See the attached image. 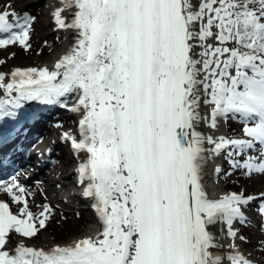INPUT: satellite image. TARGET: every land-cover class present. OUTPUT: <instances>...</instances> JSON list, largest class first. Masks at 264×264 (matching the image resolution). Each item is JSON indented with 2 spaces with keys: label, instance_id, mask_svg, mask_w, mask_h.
Wrapping results in <instances>:
<instances>
[{
  "label": "bare ground",
  "instance_id": "bare-ground-1",
  "mask_svg": "<svg viewBox=\"0 0 264 264\" xmlns=\"http://www.w3.org/2000/svg\"><path fill=\"white\" fill-rule=\"evenodd\" d=\"M51 1H56L57 7L53 10L47 5ZM165 1L159 0L160 4L157 6V12L161 13L162 30L165 24ZM173 3L175 34L179 37L182 56L183 96L190 146L191 201L201 226L200 244L205 248L207 264H234L229 257L235 256L234 250L240 253V249L234 244L235 235L228 223L235 215L231 208H221V205L228 206L231 201L221 197H226L227 194L220 189L221 182H216L213 174L210 175L208 167L220 149V141L226 140L216 118L224 112L221 99L227 92L236 97L233 89L238 86L239 74L242 69L250 68L251 64L248 65L242 58L234 30L225 34V40L220 37L217 21L213 17L212 0H173ZM6 7L22 12L21 18H26L27 11L49 16L50 23L44 27L56 25L52 35L59 32L61 38L56 42V51L49 60L43 62L46 65L36 68L32 57H29L27 63L20 67L13 66V70L7 71L8 77L4 76L6 71L0 70V104L10 99L22 100L34 93L41 99L52 100L51 104H55L57 100L69 99L70 109L66 112L67 121H63L67 126L66 131L52 132L49 123L41 122L38 124L40 127H36L38 132L34 140L12 157L13 162H20L23 159L22 153L29 154L25 161L29 166L24 168L26 172L23 188L15 190L11 181H8L9 187L15 191L11 194L7 187L0 188V195L11 200L20 195L21 205L19 201L13 200V210L19 212L22 205H27L30 223L18 225L16 232H7L0 223V238L6 239L0 246V251L15 250L18 251L16 253L27 256L43 254L53 249L55 252L73 255L77 262L102 255L106 258L105 264H133L136 217L127 138L122 2L0 0V9ZM2 15L10 20L15 19L5 13ZM27 31L29 34L30 26ZM2 55L10 56V53ZM11 73L17 78L15 83H9L12 81ZM245 82L240 84L243 89L247 86ZM262 83L264 79L261 80ZM253 89L254 92L257 91L254 93L256 96H264L260 87L253 86ZM159 93L160 91L157 100ZM238 99L246 103L242 98ZM224 106L235 117L241 111L237 105ZM53 110L60 112L58 106ZM254 119L255 115H250V112L248 118L241 119L236 136L242 139L253 137L252 133L249 137L243 136ZM82 128H86L93 140L94 153L88 158H84L83 153L72 150L71 140L68 139L75 138ZM45 146L52 147L50 152H45ZM34 159L40 161V166L34 164ZM52 167L56 171L54 179L47 175V170ZM75 170L83 174V184L88 190L85 198L91 204L95 199L101 203L102 211L96 216L88 209L78 210L75 205L81 200L75 188L69 189L73 186ZM263 171L264 167L259 169L260 173ZM33 179L37 180L36 183L32 182ZM262 181L264 182V173L257 182L260 184ZM259 192L261 193L255 195L244 190L238 192L237 196H256L251 197L249 203L242 204L247 208L264 195V190ZM208 195L216 197L217 203L211 204V197ZM44 205H51L59 212L73 208L77 215H81L83 211L93 221L90 220L89 226L80 235L73 231L64 242L54 241L57 240L54 233L35 240L33 237L36 228L31 220L34 219L36 209ZM28 226L32 228L30 232H26ZM116 226L122 230V242L111 254L108 250L112 245L107 238L116 231ZM98 228L103 230V235L97 233ZM17 237L21 239L17 241Z\"/></svg>",
  "mask_w": 264,
  "mask_h": 264
},
{
  "label": "rangeland",
  "instance_id": "rangeland-1",
  "mask_svg": "<svg viewBox=\"0 0 264 264\" xmlns=\"http://www.w3.org/2000/svg\"><path fill=\"white\" fill-rule=\"evenodd\" d=\"M213 1L214 0H212V5L214 6ZM229 9L231 10L230 13L232 15L234 13V8L230 7ZM32 12L27 11L25 16L27 19H33L31 20L32 22H30V33L21 36L18 41L7 43L5 45L0 44V70L6 71L5 74H7V71L13 70V66L16 67L17 65L20 67L24 63H27L29 57H32V62L36 65L35 67L37 68V66L49 60L51 55L57 49L56 42L60 40L61 33L57 32L52 35L56 25H53L52 27L48 28L44 27V25H48V23H50V17H47L42 14H35ZM2 13L11 15L13 17H20L22 14V12H19L14 8L12 9L9 7L0 9V14ZM213 17H215V21H217V32H219L220 37L225 40V34L230 32L231 29L232 31L234 30V17L232 19H228V21L225 22L223 20H218L216 18L215 10L213 11ZM49 36L51 38H49ZM4 53H10V56H3L2 54ZM247 64L249 65V63ZM249 67L250 68L241 70L238 77L239 79H237L238 86H236L237 92L245 97L247 95L250 96L251 93L257 92H254L253 86H257L261 89H264L263 84H261V80L264 79V57L257 60V66L249 65ZM245 79L247 83L245 82ZM242 82H245V84L247 85L244 89L240 87V84ZM234 123L235 126L233 127V130L236 133L239 128L237 125H240L241 122ZM56 125L57 120L51 119V124L49 125V128L52 132L56 130H67L60 127L57 128ZM67 145L68 142L65 144L66 150L68 148ZM247 153L248 152H244L242 154L239 153L238 155H236L237 157H235L238 164L244 163V166L241 165V168L228 166V171L221 174L222 177L228 179V181L226 182V185L229 187L227 194L231 193L235 195L238 192L246 190L249 193L253 192L256 195L258 193H261L259 192V190H264V182L262 181V183L260 184L259 182H257L258 179L261 178V174L264 173V171L260 173L259 170H257L258 167H261L260 162L247 161L245 157L251 154ZM35 162L39 161L36 159L34 160V163ZM47 175H49L53 179L55 178L56 171L54 167L49 168L47 170ZM35 180L36 179H33L32 182L36 183L37 180ZM42 195L44 196V194ZM13 200H17L20 202L21 196L17 195L15 196V198H13ZM13 200L11 202H13ZM19 204L21 205V202ZM75 205L77 206L78 210L81 209L79 208V204ZM21 208V211H18L24 217L27 213V205H22ZM252 208L253 206H248L242 211L244 214L250 217V220L252 221L251 223H253L247 226L243 232V235L246 239L243 244L247 253L251 254L249 259L250 262L259 263L261 257H263L264 264V228H261L260 218H255L254 212H252ZM77 209H74V211H76ZM33 216L34 219L32 220V224L34 225V228H36L37 232L33 238H35V240H40L47 236L49 237L52 233H54L57 237V240L54 241L57 242L67 241L69 236L72 235L73 231L77 232V235H80V233L83 232V230L89 226L90 220H92V218L86 212L82 211L81 215H77L73 212V208L68 209L67 211L65 210L63 212H59L58 210L54 209V207H52L51 205H44L39 207L38 209H36V212L35 214H33ZM67 227L69 229H67ZM13 232H16V229ZM20 239V237H17V241H19Z\"/></svg>",
  "mask_w": 264,
  "mask_h": 264
},
{
  "label": "trees",
  "instance_id": "trees-1",
  "mask_svg": "<svg viewBox=\"0 0 264 264\" xmlns=\"http://www.w3.org/2000/svg\"><path fill=\"white\" fill-rule=\"evenodd\" d=\"M218 20L231 19L230 7L235 8L234 20L237 32L236 42L244 58L256 64L264 57V0H215ZM229 166H236L229 162Z\"/></svg>",
  "mask_w": 264,
  "mask_h": 264
},
{
  "label": "flooded vegetation",
  "instance_id": "flooded-vegetation-1",
  "mask_svg": "<svg viewBox=\"0 0 264 264\" xmlns=\"http://www.w3.org/2000/svg\"><path fill=\"white\" fill-rule=\"evenodd\" d=\"M158 11V10H157ZM165 22V19H164ZM157 23H158V27H157V37L155 39L156 43H155V62L153 65L154 71H153V76H152V80H153V87H154V91H155V100L156 101V97H157V89H158V84H159V64H158V58L157 56L159 55L160 51L162 50L163 52L166 49V42L168 40V38H165L166 34H165V24H164V30H162L160 28L161 26V13L157 12ZM163 33V34H162ZM175 41V56H176V68H177V79H178V86H177V90H178V106L176 108V114L174 117V127H175V132L176 134H178V132L181 129H185V131L187 132V124H186V112H185V101H184V96H183V79H182V72H183V67H182V56H181V47L179 45V37L174 39Z\"/></svg>",
  "mask_w": 264,
  "mask_h": 264
},
{
  "label": "water",
  "instance_id": "water-1",
  "mask_svg": "<svg viewBox=\"0 0 264 264\" xmlns=\"http://www.w3.org/2000/svg\"><path fill=\"white\" fill-rule=\"evenodd\" d=\"M165 7H166V11H167V15L169 12H173L172 9L174 7V3H173V0H166L165 2ZM157 5H155L153 7V12H155V15H154V20H153V26H152V35H153V46H154V43H155V39L157 37V23H156V15H157ZM166 38H171V35L169 34V28L170 26L172 25L168 20H166ZM167 45V49H166V52H164L162 55H161V63H160V67L162 68V79H163V84H167V82L165 81L167 75H168V72H169V51H170V47L168 45V43L166 44ZM178 95L176 94V98H175V102H176V107L178 105ZM175 112H176V109H175Z\"/></svg>",
  "mask_w": 264,
  "mask_h": 264
}]
</instances>
